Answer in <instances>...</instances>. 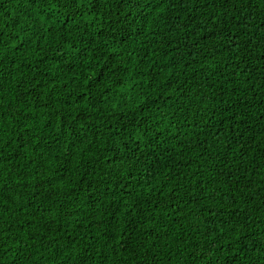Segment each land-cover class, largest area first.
<instances>
[{"label": "trees", "instance_id": "obj_1", "mask_svg": "<svg viewBox=\"0 0 264 264\" xmlns=\"http://www.w3.org/2000/svg\"><path fill=\"white\" fill-rule=\"evenodd\" d=\"M0 264H264V0H0Z\"/></svg>", "mask_w": 264, "mask_h": 264}]
</instances>
